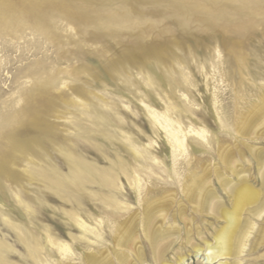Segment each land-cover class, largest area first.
<instances>
[{
	"label": "rangeland",
	"instance_id": "374dc122",
	"mask_svg": "<svg viewBox=\"0 0 264 264\" xmlns=\"http://www.w3.org/2000/svg\"><path fill=\"white\" fill-rule=\"evenodd\" d=\"M149 111L185 135L184 152L175 147L172 154ZM200 130L206 141L192 136ZM126 138L148 150L147 168ZM225 158L261 187L264 0H0V252L8 264L60 260L50 233L76 244L72 263L93 249L111 254V228L140 211L147 189L158 197L173 191L170 214L184 207L191 244L199 243L216 224L184 197V167L188 162L196 173L208 167L225 200L214 174L217 167L229 175ZM76 166L84 175L81 190L61 182ZM99 172L112 174L115 185L101 182ZM72 214L100 239L84 235V244L76 243L83 234ZM176 224L181 238L166 258L180 252L183 264H209L207 253L196 255L184 243L186 224ZM258 228L264 229L260 220L240 264H264ZM151 257L147 250L148 264Z\"/></svg>",
	"mask_w": 264,
	"mask_h": 264
},
{
	"label": "bare ground",
	"instance_id": "6f19581e",
	"mask_svg": "<svg viewBox=\"0 0 264 264\" xmlns=\"http://www.w3.org/2000/svg\"><path fill=\"white\" fill-rule=\"evenodd\" d=\"M148 113L153 124L163 129L169 137L167 139L170 141V147L174 149L172 154H174L177 150L175 147L178 148V151L182 149L184 152L185 135L181 136L178 130H174L173 128L167 130V127L162 126L159 122V115L155 111H149ZM246 124L244 125L246 126ZM244 130H246V128ZM191 132H193L192 136H195L200 140H205L203 130ZM126 144H128V147L126 146L128 150H130L136 158L135 160H141L140 165L144 169L147 168L149 164L143 163V161L147 162L149 158L147 157L149 153L148 150L145 148L138 150L131 139H127ZM254 153L255 152H253V154ZM173 156L175 158V155ZM221 157H223V155ZM226 157L228 158V156ZM227 158H225L227 165L225 164L226 162L224 164L226 167L225 170L229 173L228 176L227 173L225 175L222 172V169L220 170L216 166V169L214 168L216 180H218L220 184L225 200H223L222 196L220 197L213 189L211 183V172L208 167H204L205 169L202 168L201 173H196L191 171L189 163L187 162L186 167H184V173L185 171L187 173L184 175L182 183H179L181 185L180 187H182L181 191L184 197L192 205L194 212L211 217L215 221L216 227L211 228L212 231L210 232L209 238H200L199 243L191 244V241L193 240V230L188 227L191 226L192 221L185 217L184 207L179 205V210L170 214L174 201L173 191H165L160 197H158L157 194L149 196L147 189L144 192V195L142 193L143 196L141 195L138 202L140 211L136 212L135 209L134 212L133 210L131 216L128 215L129 217H126L127 219H124L122 222L115 223L111 228V237L114 247L112 253L109 254L105 251L95 253V249L92 248L93 250H89L90 252H87L83 259L77 264H148V261L146 262L147 250L152 256L151 258H153L154 264H183L186 261V255L183 253L175 252L173 254V261L166 258V253L172 248V245H174L181 238L178 225L176 224L177 220H182L187 226V229H185L184 243L188 246L191 244V251H193L196 255L199 253L202 255L207 253L205 254V260L207 263L240 264L242 260L241 256L244 254L246 248V243L250 236L253 235L252 233L256 230V221L260 220L264 223V164L257 168L258 175L261 178V187L256 188L248 181V174H242L245 170L238 171V168L235 169L234 167H231L230 164L228 165L229 161ZM153 160L155 161V158ZM174 169L178 175L179 170L177 171L176 168ZM119 170L123 175L129 177L130 172L127 171L122 162L119 165ZM99 175L101 177V182H104L106 185H115V178L112 177V174L109 172H99ZM137 177H132L134 187H137L138 183L140 184V180L137 179ZM61 182L65 185L70 184L76 189L81 190L84 183L83 172L78 169V166H76L74 172L70 173L69 176L62 177ZM138 193L139 194L137 195H140V191ZM108 205L117 209V205L114 204V202L108 201ZM118 209L120 208L118 207ZM111 218H117V215L111 213L110 219ZM70 219L78 224V226L82 229L83 237L74 238L76 243L83 245V239H85L84 235L88 236L93 234L97 239H100L101 234L96 232L92 226L90 228V226L81 218L76 217V214H72ZM209 225L211 226L212 224L209 223ZM258 232L261 234L260 237L262 240H264V229L258 228ZM196 233L197 236L201 235L200 231ZM51 235L52 233L48 234L46 238L51 248H55L56 252L59 253L60 257H62L60 260L54 261V264H75L72 262L75 260L73 255L75 253L74 251H77L76 244H73V247L72 245L70 247L68 243L61 240L60 235ZM258 244L259 243L256 245ZM145 248H147V250ZM52 249H50L51 252ZM30 254L32 259H38L35 250L30 251ZM52 254L54 253L52 252ZM0 264H8L1 252Z\"/></svg>",
	"mask_w": 264,
	"mask_h": 264
}]
</instances>
